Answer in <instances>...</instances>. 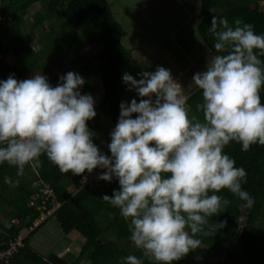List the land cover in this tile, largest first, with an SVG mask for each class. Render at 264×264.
<instances>
[{"label": "clouds", "instance_id": "obj_1", "mask_svg": "<svg viewBox=\"0 0 264 264\" xmlns=\"http://www.w3.org/2000/svg\"><path fill=\"white\" fill-rule=\"evenodd\" d=\"M208 31L216 54L209 53L206 70L191 77L201 93L195 108L202 119L189 117L188 97L169 69L142 70L136 73L139 79L126 71L122 83L139 99L119 103L107 155L87 126L96 111L92 95L81 93L79 73L59 75L55 86L41 74L0 79V164L15 166L21 175L25 165L38 166L43 154L61 173H82L80 181L86 180L85 171L94 173L93 182L115 178L118 189L102 199L119 210L143 256L173 264L197 249L199 237L224 227L223 220L209 222L230 203L218 194L221 190L245 207L255 202L242 188L245 169L236 166L225 146L238 142L247 151L250 145H264L259 95L264 35L241 19L229 24L215 16ZM118 264H142V259L128 254Z\"/></svg>", "mask_w": 264, "mask_h": 264}, {"label": "trees", "instance_id": "obj_2", "mask_svg": "<svg viewBox=\"0 0 264 264\" xmlns=\"http://www.w3.org/2000/svg\"><path fill=\"white\" fill-rule=\"evenodd\" d=\"M42 1L0 0V17L3 18L0 19V56L7 60L5 65H0V79L10 74L17 80L41 74L55 86L59 75L66 73L56 70L55 63L76 68L84 78L82 94L92 95L101 85L99 99L94 101L96 115L86 123L94 133L93 142L106 155L110 154L108 142L102 141L101 121L109 119L116 124L118 119L122 71L131 58V50L122 44L126 31L114 17L108 0H47L46 14L37 11L28 19L30 29L40 27L44 45L50 46L48 53L43 50L47 53L44 56L42 47L35 50L31 46L23 28L27 9ZM61 7L67 18L58 26L56 20ZM199 15L198 34L213 55L216 54L212 48L213 38L208 31L213 16L223 17L229 24L241 19L252 24L255 33L264 35V0H200ZM84 42H99L101 48L85 57L81 54ZM259 59L264 67V55ZM259 95L264 103V85ZM187 97L185 106L194 117L202 119L195 108L201 100L200 90L196 87ZM224 152L234 159L236 166L245 169L247 176L242 188L255 202L251 208L245 207L244 202L228 190H221L218 194L230 203L209 222L223 220L224 227L212 236L199 237L204 245L200 244L198 252L192 255L206 258L197 264H264V145L253 144L247 151H241L238 142L230 141ZM39 160V165L33 167V180L25 179L29 165L17 175L15 166L0 164V211L6 208L10 217L9 225L0 221V264H80L82 261L118 264L119 258L128 254L141 258L142 264H158L135 247L119 210L102 199L103 195H111L113 189H118L115 178L83 184L82 173H61L43 154ZM5 177L9 178L8 183L4 182ZM46 185L51 194L46 196L45 209L57 205L51 215L55 216L63 233L75 230L85 238L70 262L55 252L44 256L29 243L30 234L44 223L35 224L42 211L38 208L42 203L39 194ZM101 217L107 219L104 227L100 225ZM23 229H30L25 236H21ZM112 235L114 238H110ZM173 264H187L186 256Z\"/></svg>", "mask_w": 264, "mask_h": 264}, {"label": "rangeland", "instance_id": "obj_3", "mask_svg": "<svg viewBox=\"0 0 264 264\" xmlns=\"http://www.w3.org/2000/svg\"><path fill=\"white\" fill-rule=\"evenodd\" d=\"M114 17L120 23L121 27L126 31V35L122 38V44L131 50V58L124 66L122 74L128 72L134 78L137 72L154 71L156 66H163L170 70L172 78L182 88V94L187 96L196 86L191 82L194 73L206 70L207 59L213 55L208 47L203 43L199 34L197 25L200 21L199 8L200 0H108ZM47 0H43L39 4L27 9L25 18H30L35 12L40 11L46 14ZM261 4V3H260ZM263 8V5H261ZM50 18V17H49ZM58 26L66 22L67 15L61 7L58 15ZM13 22L17 21L15 18ZM25 23V21H24ZM23 23V28L29 32L28 40L37 50L41 45L43 50H50V46L44 45L41 36L42 29L40 27L30 29L27 24ZM80 30V29H79ZM99 42H84L81 54L85 57L100 50ZM48 53V52H47ZM44 54V56L47 55ZM2 58V59H1ZM0 65H4L1 57ZM7 62V60H6ZM54 67L60 73L73 71L78 73L74 67H65L61 64H55ZM101 85H98L96 92L92 94L94 101L99 99ZM121 101L128 102L132 98H137L134 91L128 90L126 85H120ZM186 107V106H185ZM188 110L189 117H194L193 113ZM103 128V142H110L109 132L115 124L109 119L101 121ZM102 172L103 170H99ZM34 168L28 166L25 169V179L33 180ZM35 183V182H34ZM45 191V190H44ZM43 193V191H41ZM45 194V193H43ZM52 211L55 208L51 209ZM0 221L6 225L10 224V217L6 208H1ZM7 212V213H6ZM44 223L38 227L28 237L29 243L40 254L47 256L56 249L64 248L66 244L71 243V252L76 254L82 246L85 238L77 231L72 230L68 234L63 233L55 216L47 215ZM243 222V219H241ZM107 219H100V225L104 227ZM30 229H23L21 236L28 234ZM114 238V236H110ZM204 244H201V246ZM197 249L189 251L186 256L187 264H197L200 260L206 259L192 255L197 253ZM152 258V257H151ZM80 264H86L82 261Z\"/></svg>", "mask_w": 264, "mask_h": 264}, {"label": "built area", "instance_id": "obj_4", "mask_svg": "<svg viewBox=\"0 0 264 264\" xmlns=\"http://www.w3.org/2000/svg\"><path fill=\"white\" fill-rule=\"evenodd\" d=\"M0 19H3L2 17H0ZM1 57H3V56H0V58ZM2 59V58H1ZM0 59V60H1ZM1 62V61H0ZM7 63V62H6ZM98 170H99V168H97ZM103 170V169H102ZM91 174H94L93 172L92 173H88L87 171H85L84 173H83V175H82V177H86V180L85 179H82L81 178V182H83V183H86V182H88V183H92L93 181H94V179H93V177H94V175H91ZM93 183H95V182H93ZM45 190V191H44ZM41 191H43V193H45V195L43 194V193H40L39 194V196L41 197V199H42V203L41 204H39V207L38 208H41L42 209V211H41V213H40V215L38 216V219H37V221L35 222V224H37L38 222H40V221H43L46 217H47V215H49L51 212H52V210L51 209H45L46 207H45V199H46V196H50V194H51V190H50V188L46 185V186H44L43 188H41ZM8 253H10V251L8 250L7 251V254Z\"/></svg>", "mask_w": 264, "mask_h": 264}, {"label": "crops", "instance_id": "obj_5", "mask_svg": "<svg viewBox=\"0 0 264 264\" xmlns=\"http://www.w3.org/2000/svg\"><path fill=\"white\" fill-rule=\"evenodd\" d=\"M33 8L32 9H34L35 7H34V5L32 6ZM29 19V18H28ZM27 18H25L24 19V21H25V25H26V23H27V20H28ZM27 26L29 27V24H27ZM30 28V27H29ZM29 32H31V30L29 31ZM29 32H26L25 31V36H26V38H27V40H28V33ZM29 41V40H28ZM30 43V42H29ZM31 44V43H30ZM31 46H32V44H31ZM33 47V46H32ZM42 47V45L39 47V49ZM34 48V47H33ZM35 49V48H34ZM39 49H37V50H39ZM36 50V49H35ZM4 58V57H3ZM3 63H6V60L4 61L3 60ZM5 65V64H4ZM71 246V243H68V244H66L65 245V247L64 248H59V249H56L54 252L59 256V257H61V258H63V259H65V260H67L68 262H70V261H72L75 257H76V255H77V253L76 254H74V253H72L71 252V250H70V247Z\"/></svg>", "mask_w": 264, "mask_h": 264}]
</instances>
